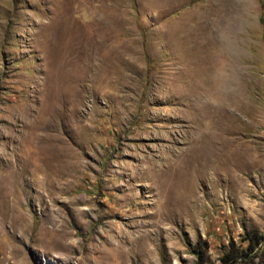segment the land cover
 Wrapping results in <instances>:
<instances>
[{
	"label": "rangeland",
	"instance_id": "obj_1",
	"mask_svg": "<svg viewBox=\"0 0 264 264\" xmlns=\"http://www.w3.org/2000/svg\"><path fill=\"white\" fill-rule=\"evenodd\" d=\"M243 227L264 0H0V264H194L197 240L219 264Z\"/></svg>",
	"mask_w": 264,
	"mask_h": 264
},
{
	"label": "trees",
	"instance_id": "obj_2",
	"mask_svg": "<svg viewBox=\"0 0 264 264\" xmlns=\"http://www.w3.org/2000/svg\"><path fill=\"white\" fill-rule=\"evenodd\" d=\"M264 234L257 228L243 227L239 240L229 239L222 245L217 260L219 264H264ZM207 242L194 243V264H213L207 252Z\"/></svg>",
	"mask_w": 264,
	"mask_h": 264
},
{
	"label": "bare ground",
	"instance_id": "obj_3",
	"mask_svg": "<svg viewBox=\"0 0 264 264\" xmlns=\"http://www.w3.org/2000/svg\"><path fill=\"white\" fill-rule=\"evenodd\" d=\"M116 1V0H115ZM109 9V8H108ZM110 10V9H109ZM116 18V17H115ZM117 20V19H116ZM87 34V33H86ZM90 37H91V34H89L88 35V37H87V43L90 41ZM83 37L82 38H80V39H77V41H76V44H77V47H74L75 49H77L78 48V51L80 52V53H78V56H80V54L81 53H83V52H81L82 50H81V48H84L85 46L84 45H86V44H84V42H83ZM77 51V52H78ZM213 147L212 148H214V152L212 151V148H208L207 150H205L204 152H203V150L201 151V154H200V157H202L206 162H207V160L208 159H212V158H214L215 157V154L214 153H216L218 150H219V147L217 146V145H215V143H213V145H212ZM199 147H201V146H199ZM204 147V146H203ZM210 147V146H209ZM39 146H34V147H32V148H30L29 150H28V152H27V154H26V156H27V158H26V160L32 165V167H34V169H35V171H38V170H41L42 168H43V166H44V164L43 163H41V162H43V159H44V157H43V155H41L40 154V151H41V149H40V151H39ZM199 151H200V149H199ZM198 151V152H199ZM196 154V153H195ZM45 155V154H44ZM199 155V154H198ZM42 156V157H41ZM187 159V158H186ZM195 159V158H194ZM54 160H55V158H53L49 163L50 164H53V162H54ZM190 160V159H189ZM187 161V160H186ZM188 162V161H187ZM186 162V163H187ZM201 162V161H200ZM189 163V162H188ZM200 165H201V163H199ZM204 165V164H203ZM197 166V165H196ZM202 166V165H201ZM184 167V166H183ZM186 167V166H185Z\"/></svg>",
	"mask_w": 264,
	"mask_h": 264
}]
</instances>
